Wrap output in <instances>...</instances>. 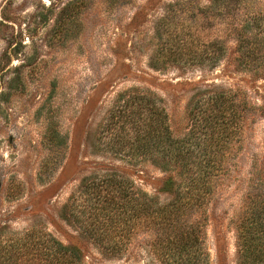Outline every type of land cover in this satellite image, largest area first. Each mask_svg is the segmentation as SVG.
<instances>
[{
	"label": "rangeland",
	"instance_id": "obj_1",
	"mask_svg": "<svg viewBox=\"0 0 264 264\" xmlns=\"http://www.w3.org/2000/svg\"><path fill=\"white\" fill-rule=\"evenodd\" d=\"M249 1L250 10H264V0ZM207 4L0 0V264H47V233L84 250L86 264H160L140 244L147 239L142 232L130 236L123 256L102 255L63 210L85 177L110 169L164 197L162 171L130 166L125 150L105 144L129 96L161 99L173 137L186 132V104L204 85L238 87L251 105L261 103L254 90L263 93L264 81L234 70L233 39L215 66L193 60L221 34L224 15L204 17ZM250 114L240 134V175L208 206L210 264L216 224L226 264H239L230 221L241 203L239 178L247 179L251 158L264 155V115Z\"/></svg>",
	"mask_w": 264,
	"mask_h": 264
},
{
	"label": "trees",
	"instance_id": "obj_2",
	"mask_svg": "<svg viewBox=\"0 0 264 264\" xmlns=\"http://www.w3.org/2000/svg\"><path fill=\"white\" fill-rule=\"evenodd\" d=\"M207 1L204 17L224 15L221 34L208 38L203 53L193 60L215 66L228 52L227 40L233 39L234 70L254 83L264 81V10H250L249 0ZM254 91L260 104L251 105L238 87L212 83L198 88L186 104L189 126L180 137H173L166 125L161 99L129 96L122 119L107 128L110 141L105 144L115 153L125 150L130 166L143 170L149 164L162 171L158 192L164 197L110 169L85 177L64 206L63 216L77 223L80 236L106 257L123 256L130 236L142 232L147 239L140 244L160 264H210L208 206L239 174L240 134L248 114L264 115V92ZM250 167L247 179L239 178L245 182L240 185L241 203L230 221L239 264H264V155L251 158ZM217 225L215 264H226ZM46 251L47 264H86L84 250L50 233Z\"/></svg>",
	"mask_w": 264,
	"mask_h": 264
}]
</instances>
